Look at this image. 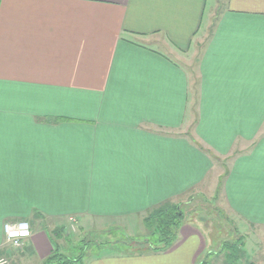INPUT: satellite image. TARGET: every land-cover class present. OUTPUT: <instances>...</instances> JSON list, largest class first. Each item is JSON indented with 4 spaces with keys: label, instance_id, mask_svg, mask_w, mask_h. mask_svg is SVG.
Wrapping results in <instances>:
<instances>
[{
    "label": "crops",
    "instance_id": "0c3cea01",
    "mask_svg": "<svg viewBox=\"0 0 264 264\" xmlns=\"http://www.w3.org/2000/svg\"><path fill=\"white\" fill-rule=\"evenodd\" d=\"M215 1L204 20L208 0H0V254L12 264L63 252L73 223L118 233L214 183L228 158L226 210L264 228V0ZM196 55L193 141L181 130L190 75L176 62ZM16 220L30 225L23 250L3 243ZM114 236L81 263L211 258L187 220L163 251Z\"/></svg>",
    "mask_w": 264,
    "mask_h": 264
},
{
    "label": "rangeland",
    "instance_id": "374dc122",
    "mask_svg": "<svg viewBox=\"0 0 264 264\" xmlns=\"http://www.w3.org/2000/svg\"><path fill=\"white\" fill-rule=\"evenodd\" d=\"M215 0H208L206 6V13L204 20L207 17V9L213 8ZM224 0H217L218 10L222 8ZM163 50V49H162ZM172 58H176L174 55L169 54ZM190 58L189 56L183 61L177 60L180 66L184 63V68L187 69L190 75L192 98L190 102V110L192 113V121L183 126L181 130L193 141H196V136L193 130L195 124V102L197 93V63L196 58ZM182 62V63H181ZM183 67V66H182ZM220 160V159H219ZM222 162V160H220ZM218 163V173L220 174L214 183H209L205 189L198 193L189 195L183 201H179L175 204L169 203L168 205H176L184 214V220L199 223L201 228L206 232L209 239L212 240V245L208 248L211 252V258L208 260V264H264V228L244 227L239 223L232 214L225 208L224 201L221 197L222 180L227 172L230 160L225 159L224 162ZM216 182V184H215ZM217 192V193H216ZM144 215L137 221L123 225L122 231L118 233L110 232V228L106 229L103 224L97 226L100 230H96V233H88L81 230L76 224L65 226L60 228V243L63 252L68 257L73 259L80 258L84 261L85 254L91 252L95 244H99L105 239H109V234L115 235V239L124 241L128 246L136 244L139 247H149L147 243L152 242L150 232L146 229L144 219L148 216ZM132 226V228L130 227ZM96 228V229H97ZM127 229V231H125ZM111 237V238H114ZM137 246L132 247L136 250H141ZM23 248H20L21 250ZM18 249V250H20ZM80 255V256H79ZM0 258H5L12 264V261L7 255H1ZM47 258V257H46ZM45 258V259H46ZM74 264H79L78 262Z\"/></svg>",
    "mask_w": 264,
    "mask_h": 264
},
{
    "label": "trees",
    "instance_id": "16d2710c",
    "mask_svg": "<svg viewBox=\"0 0 264 264\" xmlns=\"http://www.w3.org/2000/svg\"><path fill=\"white\" fill-rule=\"evenodd\" d=\"M184 214L176 205H162L154 209L144 219L146 229L150 232L152 242L147 243L154 251L168 249L176 241L179 228L183 223ZM80 256V255H79ZM80 258L73 259L64 253L54 250L42 264H74L80 262ZM200 264H208L202 261Z\"/></svg>",
    "mask_w": 264,
    "mask_h": 264
},
{
    "label": "built area",
    "instance_id": "2783aa9c",
    "mask_svg": "<svg viewBox=\"0 0 264 264\" xmlns=\"http://www.w3.org/2000/svg\"><path fill=\"white\" fill-rule=\"evenodd\" d=\"M3 243L14 249H20L30 237V225L25 220L6 221L2 225ZM0 264H9L7 259L0 258Z\"/></svg>",
    "mask_w": 264,
    "mask_h": 264
}]
</instances>
